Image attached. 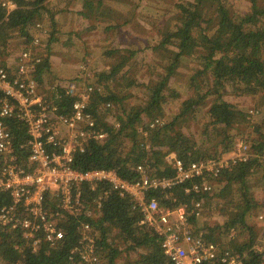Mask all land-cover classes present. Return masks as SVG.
<instances>
[{
  "label": "trees",
  "instance_id": "1",
  "mask_svg": "<svg viewBox=\"0 0 264 264\" xmlns=\"http://www.w3.org/2000/svg\"><path fill=\"white\" fill-rule=\"evenodd\" d=\"M12 1L16 7L11 11L0 2V57H4L15 38L14 33L25 40V46L28 45L33 40L36 22L43 21L45 14L50 12L48 0ZM160 1L156 3L150 0L149 3L160 6ZM231 1L177 0L169 7L171 9L161 13L154 11L157 13L154 26L159 36L147 47L152 53V59L147 63L157 66L158 76L147 83L139 81L132 70L133 65L139 62L136 59L139 51L131 48L123 50L118 59L114 58L112 50L106 51L107 57H113L114 61H107L106 67L97 71L90 81L94 86L90 112L97 125L108 132V137L104 142L88 141L84 150L75 152L72 165L81 171L113 168L123 178L134 179L137 173L132 167L146 159L154 173L171 176L174 170L165 160L171 152L185 162L217 157L218 146L223 151L232 149L234 130L248 134L252 136L248 146L254 155L247 161H239L223 169L222 178L214 182V192L204 195L205 201L215 194L228 199L229 205L223 204L231 209V217L222 224L203 228L207 236L215 241L225 240L231 228L244 229L247 235L242 248H247L255 242L260 230L257 221L253 224L248 219L253 211L259 209L260 212L263 207L262 201L256 199L254 193L257 188L256 176L260 181L264 180V113L258 115L247 111L227 99L222 90L229 82L233 89H241L247 94L264 92V0H251L253 9L245 15L234 13ZM105 2L82 0L80 14L92 22H109L105 30L116 29L132 20L133 14L127 17L124 14L116 15L111 7H105ZM116 2L125 3L123 0ZM58 14L59 11L54 10L48 21L45 19L51 23L53 35L58 32ZM52 41L53 38H50L47 53L52 50ZM186 59L198 64L188 86L194 90V96L182 100L179 111L165 117V106L171 102L170 97L179 96L169 81ZM50 70L48 56L43 57L36 67V79L41 86L50 85L45 84V74ZM135 88L138 90L134 91ZM63 97L58 104L65 112L74 98ZM210 97L211 104L204 114L206 120L199 127L201 137L195 139L194 134L187 133L185 126L192 115L196 118L197 108L202 111L208 105L206 100ZM123 101H128V108H123ZM108 104H118L122 109V115L118 117L119 127L105 121V113L110 107ZM145 116L150 117L149 121L164 117L166 120L151 127L148 122L144 123ZM11 127L20 152L22 148L19 145L27 138L25 126L12 120ZM144 131H147V135ZM204 134L208 135L204 137ZM212 135L218 138L213 147L210 146L214 138ZM26 160L27 153L21 154L20 161ZM186 185L175 186L170 191L171 197L176 198L175 202L162 200V203L170 206L184 203L191 210L193 199H201L202 195L186 193ZM103 186L98 191H88L89 196L95 197ZM11 203L9 193L0 192V209ZM193 216L192 222L198 225L199 219ZM142 217V212L129 197L111 192L104 199L101 216L95 222L98 229L96 250L101 263H168L159 236L140 223ZM75 225V221L67 223L66 236L58 246H43L37 251L27 244L20 229L0 227V264H82L78 258L74 262L70 259L71 249L77 241ZM118 259L122 260L121 263ZM263 259L264 252L250 251L246 264H259Z\"/></svg>",
  "mask_w": 264,
  "mask_h": 264
},
{
  "label": "built area",
  "instance_id": "2",
  "mask_svg": "<svg viewBox=\"0 0 264 264\" xmlns=\"http://www.w3.org/2000/svg\"><path fill=\"white\" fill-rule=\"evenodd\" d=\"M0 2L8 11L16 7L12 0ZM35 27L46 32L41 21ZM40 46V37L34 36L16 55L14 65L3 63L0 57V192H8L12 199L0 209V227L20 229L27 244L37 251L58 246L66 236L67 223L75 221L77 241L70 259L77 256L86 264H103L96 250L95 222L104 199L116 192L140 209V223L159 236L167 264H246L250 251L264 252V199L263 210L256 214L259 234L247 248L237 242L238 229L231 228L226 240L215 241L191 220L192 215L203 217L204 195L214 192V182L222 178L223 169L250 158L247 143L239 140L227 155L189 162L171 152L165 158L174 170L171 176L154 173L146 159L132 167L137 173L134 179L123 178L113 168L81 171L72 165L75 152L84 150L90 140L104 142L108 137L90 112L94 86L83 79L41 86L36 79V67L43 60ZM63 96L74 98L65 112L58 104ZM12 120L26 129L20 152ZM162 123L161 118L148 122L151 127ZM110 124L120 126L118 120ZM23 153H27L25 162L20 161ZM186 183V193L202 195L193 199L191 210L184 203H162L175 202L170 191ZM102 185L91 198L88 191H98Z\"/></svg>",
  "mask_w": 264,
  "mask_h": 264
},
{
  "label": "rangeland",
  "instance_id": "3",
  "mask_svg": "<svg viewBox=\"0 0 264 264\" xmlns=\"http://www.w3.org/2000/svg\"><path fill=\"white\" fill-rule=\"evenodd\" d=\"M116 1L117 0H106L105 7H111L113 11H116V15L124 14L127 17L133 14V18L128 24L111 30L104 29L109 22L104 20L92 22L89 18H85L80 14V8H82L83 5L82 0L47 1V6L50 8V12L45 14V19H47V21L51 12L54 10L59 11V14L57 15L58 32L54 33V35L51 34L53 30L51 23L45 21V19L41 22L46 28V32L34 27V36H38L41 39L42 46L39 48L40 56L42 58L48 56L51 66V70L47 71L45 74L46 85L65 84L77 76L82 77L85 82L91 81L97 71L106 67L107 61H114L113 57H107L106 51L108 49L114 52L113 56L115 59H118L119 54L122 53L123 50L131 48L139 51L136 54V59L139 62L132 67L134 75L139 81L147 83L151 79L158 76L157 66H149L147 63L152 59V53L149 51L150 48L147 47L148 45L154 43L159 36L158 29L154 26V23L157 22L154 21V16L157 15L154 11L161 13L171 7L177 0H159L162 2L160 6L158 4L155 6L150 4V0H123L125 3L122 4ZM153 1L157 3L158 0ZM260 1L261 0H259V2ZM134 7L136 10H134ZM252 7L253 5L251 0L231 1V9L236 14L245 15L250 13L253 9ZM94 25L96 27H93ZM14 36L15 38L10 42L7 48L9 52L6 50L4 57H1L3 63L6 62L9 65H14L16 55L25 46V40L21 38L18 33H14ZM50 38H53V41L50 44L52 50L50 53H47L46 49L47 46H49L48 42ZM144 58H146V60H144ZM133 60L134 58H132V61ZM197 66L198 64L193 60L186 59L183 62V66L178 69L177 73L173 77H171L169 83L176 88L179 92V96L170 97L171 102L165 106V117H169L179 111L182 105V100L194 96V90L188 86L190 85L191 76ZM125 69L127 68H124V70ZM137 90V88L134 89V91ZM222 91L227 99L237 103L240 107L246 109L247 111L252 110L253 114L259 113L258 115L264 113V92L247 94L241 89H233L229 82L225 84ZM211 100L212 97L206 100L208 105L202 111L200 108H197L195 113L196 118L194 119L192 115L191 120L188 121L185 126L187 133L194 134L195 139H200L201 137L199 132L200 123L206 120L204 114L208 110ZM122 106L123 108H128V101H123ZM120 115H122V109L120 106L118 104H112L105 113V121L108 123H114L118 120ZM258 115L254 116L258 117ZM165 117L163 118L164 121L166 120ZM149 120L150 117H144V123L149 122ZM233 133V135H235V140L232 149L239 140H242L250 145L249 141L252 136L239 133V131L235 130ZM208 134H204V137ZM256 135L258 134H255V136ZM212 137H214V135H212ZM217 140V136L212 138L210 146L213 147ZM208 145L209 144L204 146L205 150ZM230 151H223L221 146H218V149L216 150L218 156H222L224 154L227 155ZM249 154L251 157L254 155L251 152L250 147ZM255 181L257 183V188L254 194L256 199H260L261 201L264 199V180L260 181L259 176H256ZM223 203L229 205L230 202L228 199L224 200L216 194L212 195L210 200L205 201L203 217L199 219L198 225L200 226L198 227V225H195L198 228H204L210 225L222 224L227 221L231 217V209ZM258 210L253 211V214L249 217L248 220L250 223L256 224L255 216L259 212ZM262 210L263 207L260 211ZM238 231L239 236L237 238V242H245L247 235L246 230L239 228ZM77 258L80 260L79 257L75 256L71 259V261L74 262ZM121 261V259H118L119 263H121ZM81 263L86 264L83 263V261H81Z\"/></svg>",
  "mask_w": 264,
  "mask_h": 264
},
{
  "label": "crops",
  "instance_id": "4",
  "mask_svg": "<svg viewBox=\"0 0 264 264\" xmlns=\"http://www.w3.org/2000/svg\"><path fill=\"white\" fill-rule=\"evenodd\" d=\"M80 9H81V11H82L83 7H82V8H80ZM81 11H80V13H81Z\"/></svg>",
  "mask_w": 264,
  "mask_h": 264
}]
</instances>
